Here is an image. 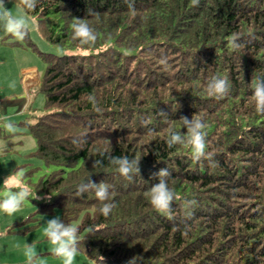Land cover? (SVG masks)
Returning a JSON list of instances; mask_svg holds the SVG:
<instances>
[{"label":"trees","instance_id":"1","mask_svg":"<svg viewBox=\"0 0 264 264\" xmlns=\"http://www.w3.org/2000/svg\"><path fill=\"white\" fill-rule=\"evenodd\" d=\"M134 8L135 16L125 0H38L26 11L49 41L98 47L57 54L39 50L29 33L24 39L45 63L39 83L45 107H56L27 123L37 144L32 153L56 165L35 183L52 193L39 209L59 206L68 225L79 218V249L104 264H264V114L256 111L250 84L264 76V0H199L198 6L135 0ZM74 18L95 28L93 46L73 39ZM232 33L245 44L239 52L228 46ZM213 76L229 81L226 97L208 95ZM194 114L206 122L215 166L195 162L189 145L167 146L165 130L186 131L180 118ZM81 134L87 143L77 147L72 141ZM104 138L111 141L106 150ZM112 156L140 160V175L123 178ZM94 160L103 163L93 167ZM164 167L180 197L173 219L156 212L147 196L158 182L152 174ZM89 177L112 186L116 206L107 217L94 192L77 194ZM193 199L189 215L184 202ZM36 219L30 213L8 231Z\"/></svg>","mask_w":264,"mask_h":264},{"label":"clouds","instance_id":"2","mask_svg":"<svg viewBox=\"0 0 264 264\" xmlns=\"http://www.w3.org/2000/svg\"><path fill=\"white\" fill-rule=\"evenodd\" d=\"M22 10L18 15H13L10 9H7L5 0H0V24H3L5 30L15 37L17 40H24L29 30V19L25 14L26 11H34L38 0H20ZM128 4L129 10L133 16H135L134 3L135 0H125ZM193 6L199 5V0H191ZM73 39L78 40L81 45L93 46L98 39V33L95 28L86 22L84 19L74 18L71 24ZM228 46L233 51L239 52L245 44L239 33H232L228 37ZM159 63L168 67L167 58H161ZM252 88V100L255 103L256 111L260 114H264V76L254 77L251 80ZM208 95L217 99L226 97L231 90V85L227 78L219 76H213L206 86ZM89 103L92 104L93 109L97 112L101 111L96 97L88 95ZM159 116L165 120H169L166 113L161 111ZM6 119L7 117H3ZM182 122V128L186 131L182 132L176 128L169 126L165 130L166 143L169 148L177 145L184 146L189 145L192 150V159L195 162H201L208 160L213 163V153L208 151V141L206 132V122L202 116L193 115L191 119L187 116L180 118ZM5 127L8 131H12V125L6 124ZM151 134V130H150ZM86 134L73 139L72 143L77 147L87 143ZM105 140V150L111 146V141L107 138ZM4 149V145H0V151ZM104 155V152L100 153ZM109 162L113 165L117 172L126 180L131 181L134 176L140 175V160L129 159L127 156H112L109 157ZM102 160H94L93 167L101 166ZM213 166L214 163H213ZM171 172L168 168H160L152 176L158 180L153 184L147 193L149 202L153 209L166 216L168 219H173V203L180 197L177 195L174 188L169 186V178ZM111 185L105 183L103 180L96 183L90 179L87 182H83L78 185L77 194L82 195L86 192L92 191L95 193L96 198L101 202L99 208L100 214L104 217L110 215L115 208L113 198L115 193L110 191ZM29 196V192L26 189H22L18 192H8L5 197L0 200V211H4L8 214H12L18 211L24 200ZM35 199H41V197L35 195ZM45 199H51V196L45 197ZM196 201L186 200L184 207L186 212L190 215V210L194 208ZM45 235L53 243V253L59 256L63 264H74L76 256L79 252V229L76 226L65 224L58 217L52 218L46 222ZM25 256L27 258V264H38L39 257L36 250L31 245H25Z\"/></svg>","mask_w":264,"mask_h":264},{"label":"rangeland","instance_id":"3","mask_svg":"<svg viewBox=\"0 0 264 264\" xmlns=\"http://www.w3.org/2000/svg\"><path fill=\"white\" fill-rule=\"evenodd\" d=\"M5 3L7 9H10L13 15H18V10H22L15 0H5ZM26 15L29 19V36L39 50L62 54L98 49V47L86 49L53 43L39 33L37 19L28 14ZM12 38L16 39L15 37ZM19 41L27 50V61L38 63L39 75H41L45 63L42 57L38 55L37 49L33 44H28L24 40ZM101 47L104 46L102 45L99 48ZM1 51L6 54V50H2L0 47ZM10 65V62H0V66L8 67ZM39 83L40 76L39 82L35 81L32 85L29 84L28 91H26L22 83L11 80L12 89L21 91V93L11 97H2V95L0 97V145H4V149L0 151V200L10 191L18 192L26 189L29 192L28 198L24 200L18 211L12 214L0 211V264H27L25 245H31L36 250L39 257L38 264H63L62 259L53 253V243L44 231L48 220L55 217L60 219L61 208L54 206L51 211L40 210L39 204L50 201L51 199H45V197L51 196L52 198V193L40 192L35 187V183L41 176L56 168V165L47 164L43 159L32 153L37 144L35 137L28 129L27 123L34 121L37 116L45 111L56 109V107H45V93L40 89ZM3 88L4 86L0 87V92ZM4 93L6 94V92ZM3 117L7 118L4 119ZM6 124L12 125V131L7 130ZM30 167H33V171L26 174ZM35 195L41 197V199H35ZM30 213H35V217H37L33 221L34 225H31L33 224L31 221L23 222L15 224V228L28 226L25 230L8 231L14 221H20ZM79 220L77 218L71 221L70 225L77 226ZM74 264L104 263L96 261L83 249H79Z\"/></svg>","mask_w":264,"mask_h":264},{"label":"crops","instance_id":"4","mask_svg":"<svg viewBox=\"0 0 264 264\" xmlns=\"http://www.w3.org/2000/svg\"><path fill=\"white\" fill-rule=\"evenodd\" d=\"M20 13L21 11L18 10L17 14ZM8 34L9 33L5 30L3 24H0V47L2 48V50H6V54L3 51L0 52V62L4 61L7 63H11V65L8 67L0 66V87L4 86V88L0 92V97L1 95L2 97H11L17 93H21V91H16L15 89H12L10 85L11 80L19 82L20 84L22 83L24 85V89L28 91V87L30 85L35 83V81L39 82L40 76V68L38 67V63L27 61V50L25 49V47L22 46V44H20L21 42L19 40L13 38L1 40ZM6 86L8 87V89ZM4 92H6V94Z\"/></svg>","mask_w":264,"mask_h":264}]
</instances>
